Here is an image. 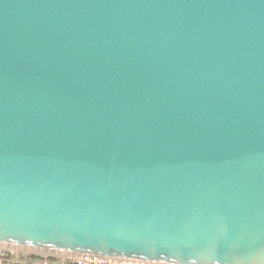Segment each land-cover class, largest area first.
<instances>
[{"label": "water", "instance_id": "obj_1", "mask_svg": "<svg viewBox=\"0 0 264 264\" xmlns=\"http://www.w3.org/2000/svg\"><path fill=\"white\" fill-rule=\"evenodd\" d=\"M0 246L264 264V0H0Z\"/></svg>", "mask_w": 264, "mask_h": 264}, {"label": "built area", "instance_id": "obj_2", "mask_svg": "<svg viewBox=\"0 0 264 264\" xmlns=\"http://www.w3.org/2000/svg\"><path fill=\"white\" fill-rule=\"evenodd\" d=\"M17 253L20 250H15ZM24 252V250H23ZM21 253L23 254V258L19 261L17 259H8L7 257H3L4 253L7 254H15L12 252V249H5L0 250V264H123V263H116V262H109V261H101V260H94V259H87V258H80V257H73V256H66V255H35L32 253ZM17 257V256H16Z\"/></svg>", "mask_w": 264, "mask_h": 264}, {"label": "rangeland", "instance_id": "obj_3", "mask_svg": "<svg viewBox=\"0 0 264 264\" xmlns=\"http://www.w3.org/2000/svg\"><path fill=\"white\" fill-rule=\"evenodd\" d=\"M14 249L12 250V252H14L15 254L12 255V254L4 253V256L3 257H5V258L7 257L8 259H17L18 258V260L20 261L23 258V254H21L23 252V250L22 249H19L20 251H18V252H21V253H17V251H15ZM0 250H3V249L0 248ZM24 252L27 253L26 251H24ZM5 264H8V263H5Z\"/></svg>", "mask_w": 264, "mask_h": 264}, {"label": "bare ground", "instance_id": "obj_4", "mask_svg": "<svg viewBox=\"0 0 264 264\" xmlns=\"http://www.w3.org/2000/svg\"><path fill=\"white\" fill-rule=\"evenodd\" d=\"M0 248H2L3 250H5V249H14V248H8V247H1L0 246ZM14 250H19V249H14ZM24 251H26L27 253H35V254H37V255H43V256H47V255H50L51 253H44V252H37V251H30V250H24Z\"/></svg>", "mask_w": 264, "mask_h": 264}]
</instances>
